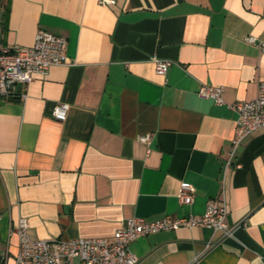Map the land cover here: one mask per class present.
Listing matches in <instances>:
<instances>
[{"label":"crops","instance_id":"1","mask_svg":"<svg viewBox=\"0 0 264 264\" xmlns=\"http://www.w3.org/2000/svg\"><path fill=\"white\" fill-rule=\"evenodd\" d=\"M40 30L66 40V64L0 99V264H15L20 219L33 241H112L128 219L200 217L208 200L224 201L230 236L141 237L137 264H264V131L224 169L236 115L197 95L256 98L264 54L245 39L264 42V0H0L1 45L31 47ZM154 58L172 63L164 77Z\"/></svg>","mask_w":264,"mask_h":264},{"label":"built area","instance_id":"2","mask_svg":"<svg viewBox=\"0 0 264 264\" xmlns=\"http://www.w3.org/2000/svg\"><path fill=\"white\" fill-rule=\"evenodd\" d=\"M100 6L108 7L115 0H97ZM264 54V42L253 36L245 39ZM66 40L45 31H38L31 47L4 46L0 44V99L16 97L18 85L27 86L35 75L45 76L54 66L66 64ZM155 72L165 76L172 65L170 61L152 59ZM197 95L201 99L213 100L217 105L226 106L236 115V129L231 140L229 159L225 168L235 155L240 144L255 131H264V81L257 87V96L251 101L225 103L223 88L202 85ZM24 98L23 94H20ZM68 106L58 103L53 107L52 116L58 122L66 119ZM139 141L149 145L150 135H144ZM178 203L190 206L194 201V190L187 183H180L176 192ZM227 209L224 201L208 200L205 211L200 217L188 216L171 219L164 217L155 221L131 218L115 230L112 241L102 238L30 240L27 236L28 224L25 219L18 221L15 234L18 238V253L15 264H137L138 259L131 251V244L141 237L159 232L176 231L181 228L207 227L222 237L232 234L234 227L227 221Z\"/></svg>","mask_w":264,"mask_h":264},{"label":"trees","instance_id":"3","mask_svg":"<svg viewBox=\"0 0 264 264\" xmlns=\"http://www.w3.org/2000/svg\"><path fill=\"white\" fill-rule=\"evenodd\" d=\"M6 9H5V7H4V11H5Z\"/></svg>","mask_w":264,"mask_h":264}]
</instances>
